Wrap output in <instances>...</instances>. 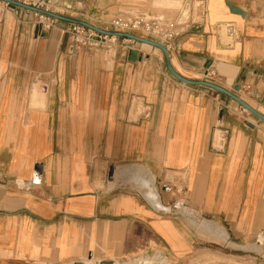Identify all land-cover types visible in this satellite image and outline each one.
I'll list each match as a JSON object with an SVG mask.
<instances>
[{
  "label": "crops",
  "instance_id": "obj_1",
  "mask_svg": "<svg viewBox=\"0 0 264 264\" xmlns=\"http://www.w3.org/2000/svg\"><path fill=\"white\" fill-rule=\"evenodd\" d=\"M228 1L177 13L169 62L264 114V0ZM127 2L52 3L103 27ZM0 11V264H264V122L156 47Z\"/></svg>",
  "mask_w": 264,
  "mask_h": 264
},
{
  "label": "built area",
  "instance_id": "obj_2",
  "mask_svg": "<svg viewBox=\"0 0 264 264\" xmlns=\"http://www.w3.org/2000/svg\"><path fill=\"white\" fill-rule=\"evenodd\" d=\"M38 15L39 22L43 24L46 23L47 25H49L51 22L55 21V19L53 18L41 14ZM103 29L126 31L131 33L139 32L143 34V37L158 41L162 43L166 48L170 46L171 40L176 34L175 24L173 21H169L162 15L147 14L144 12L137 11L120 12L119 14L114 15L109 19L108 23ZM69 34L70 41L73 46L94 42L103 43L106 40L121 38L115 36L102 35L77 24H71ZM121 39L126 42L122 44L124 47H128V44L132 41L128 38ZM212 73V70L207 69L204 71V76L208 77L212 75Z\"/></svg>",
  "mask_w": 264,
  "mask_h": 264
},
{
  "label": "water",
  "instance_id": "obj_3",
  "mask_svg": "<svg viewBox=\"0 0 264 264\" xmlns=\"http://www.w3.org/2000/svg\"><path fill=\"white\" fill-rule=\"evenodd\" d=\"M0 2H4L6 4H9V5H12L15 7H19L22 9L29 10V11H33L35 13L53 18L55 20H60V21H65V22L72 23V24H77V25L83 26V27H85V28H87L93 32H96V33H99L102 35L128 38V39H131V40L139 42V43H143V44H147V45L156 47L162 53L163 63L165 65V68L168 70V72L174 78H176L177 80H179L183 83H186V84L202 85L205 87H209V88H211V89H213L219 93H222V94L226 95L227 97H229L230 99H232L233 101H235L239 106H241L243 109H245L246 111H248L249 113L254 115L260 121L264 122V114H262L261 112H259L255 108H253L251 105H249L246 101L241 99L235 93L225 89L224 87H222V86H220V85H218V84H216L210 80H207L204 78H202V79H190V78L184 77L183 75L176 72L172 68V66L170 65L167 48L162 43H160L158 41H155L153 39L146 38V37H143V36L137 35L135 33H131V32L103 29V28L96 26V25H94L88 21L83 20V19L71 17V16L61 14L58 12H54V11L49 10L48 8H43V7H40L39 5L27 3V2L21 1V0H0ZM225 4L229 8L230 12L235 13V14H239L242 17L246 16V12L243 11L237 5L233 4L232 2L225 0ZM135 53H136V50H134V49H130L128 51L129 56H133V55H135ZM136 55H137V53H136ZM76 264H80V263H76Z\"/></svg>",
  "mask_w": 264,
  "mask_h": 264
},
{
  "label": "rangeland",
  "instance_id": "obj_4",
  "mask_svg": "<svg viewBox=\"0 0 264 264\" xmlns=\"http://www.w3.org/2000/svg\"><path fill=\"white\" fill-rule=\"evenodd\" d=\"M21 1H24V0H21ZM52 2L53 0H34V1L31 0V4H36V5H39L40 7L48 8L51 11L58 12L61 14L62 12H65L63 11L64 9L61 8L62 6L60 4L57 3L56 5V4H53ZM260 3L261 2L251 1L252 5L260 4ZM7 5L9 4L0 2V10L2 7H6ZM155 7H158L157 11L155 12L149 11L151 9H154ZM163 8L167 9L168 12L165 13L164 11H162ZM118 11L120 12L137 11V12H144L147 14L162 15L169 21H173V19L179 18L177 13L180 12L183 19H186L188 17V19L192 21H197V20L199 21L204 11V3H203V0H192L190 3L186 2L185 0H173L170 2L169 1L168 2H149L145 0H130V2H127L126 5L120 8ZM173 13L176 14V16H174ZM35 15L37 18H39L38 14H35ZM0 17H1V11H0ZM105 25L106 24H103V27L102 25L99 27L104 28ZM117 41H118L117 39L109 40L110 43H117Z\"/></svg>",
  "mask_w": 264,
  "mask_h": 264
}]
</instances>
